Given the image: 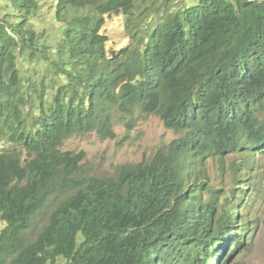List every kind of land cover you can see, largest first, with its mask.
Masks as SVG:
<instances>
[{
  "label": "trees",
  "instance_id": "16d2710c",
  "mask_svg": "<svg viewBox=\"0 0 264 264\" xmlns=\"http://www.w3.org/2000/svg\"><path fill=\"white\" fill-rule=\"evenodd\" d=\"M6 1L15 16L0 17V264H207L225 223L253 230L212 209L225 195L248 204L242 193L263 185L253 171L264 160V0L173 11L176 0H54L53 47L32 24L40 0ZM119 14L128 40L109 48L105 20ZM137 109L198 157L186 181L165 154L97 174L84 151L63 148L78 134L114 139ZM207 159L217 188L203 179Z\"/></svg>",
  "mask_w": 264,
  "mask_h": 264
},
{
  "label": "rangeland",
  "instance_id": "374dc122",
  "mask_svg": "<svg viewBox=\"0 0 264 264\" xmlns=\"http://www.w3.org/2000/svg\"><path fill=\"white\" fill-rule=\"evenodd\" d=\"M40 9L32 18V24L40 32L43 31L46 43L54 46L60 39L61 31L57 22L52 17L54 0H40ZM196 0H176L172 3L171 11L182 8ZM6 0H0V17L8 15L14 18L9 7L4 4ZM154 17L159 19V15ZM104 32L109 48H119L126 43L125 16L111 15L105 20ZM24 65V64H23ZM118 134L115 139H101L96 133L78 134L65 140L63 148L73 151H84L86 158L84 164L91 173H109L116 165L123 163L132 164L139 162L148 156L158 145L169 141L175 135L166 130L156 116H140L132 131L127 137H123L124 128L117 124L114 127ZM3 147L5 143L2 145ZM258 225L253 234L250 247L241 253L237 258L226 264H264V200L258 205ZM4 222L0 220V228ZM55 264H65V260L59 257Z\"/></svg>",
  "mask_w": 264,
  "mask_h": 264
},
{
  "label": "clouds",
  "instance_id": "9594fccd",
  "mask_svg": "<svg viewBox=\"0 0 264 264\" xmlns=\"http://www.w3.org/2000/svg\"><path fill=\"white\" fill-rule=\"evenodd\" d=\"M142 5H137L136 8H134L135 13L139 9H141ZM158 14L160 17L159 19H156L153 16V24L151 25L150 30L154 28L156 23L162 19L161 13H155ZM154 14V15H155ZM123 15V14H122ZM156 116L162 123L163 127L166 130H169L172 132L175 136L171 138L169 141L162 143L158 145L154 150L151 151V153L146 156L145 158H151L152 156L165 154L166 157L163 159V162L167 163L169 166H171L174 169H178L182 172L183 178L186 179V175L189 174V166L193 165L196 160H199L197 156L192 155L188 151L184 150L180 146H178L177 138L180 136L179 133L174 132L172 129L167 127L165 125V121L156 113H145L140 112L138 109L135 111L134 115L132 113V117L129 120V124L125 125V121L116 122L115 125L120 124L124 128V134L123 137H127L129 132L132 131L137 123V120L140 116ZM134 118V120H133ZM113 126V130L115 131ZM95 133V132H94ZM115 138L118 137L117 132L115 131ZM114 138V139H115ZM103 139V138H101ZM105 139V138H104ZM109 139V138H106ZM86 156V154H85ZM86 158V157H85ZM142 158V159H145ZM85 160V159H84ZM141 161V160H140ZM137 163V162H134ZM84 164V161H83ZM128 164V163H123ZM122 165V164H120ZM206 165V173L204 180H206L207 183L211 184L213 188H217L220 184L219 181H215L217 177H219V173L217 172L216 165L210 161L209 159L205 162ZM119 165H116L112 172L109 173H102V174H111L113 173L116 168ZM253 173L258 174L260 177H262L261 181L263 185H260V187H256L254 185V188H252L250 191L245 190L242 193V196L244 198H247L248 204L244 203L241 200H236L234 197L230 195L221 196L219 199L216 200L213 204V211H224L228 215H230L234 219L240 220L242 223L247 224L248 226H252L253 230H249L241 225H239L237 222L234 223H225L223 225V228L215 233H221L222 235H226V239L221 242V244L216 245L209 253V257L207 260V264H226L232 259L237 258L241 253L246 251L251 244V240L253 238V234L257 228L258 225V205L264 200V160H256V166L253 171ZM228 181V179L226 180ZM185 183V182H184ZM248 189V188H247ZM241 206L239 208V212H243L242 216L239 218L233 217V213L236 211L237 207ZM49 206L42 209L39 213L35 214L34 218L39 219L41 215H45L48 213ZM43 215V216H44ZM237 220V221H238ZM200 225L208 231L214 232L212 228L206 223V215L205 213L201 214L199 217ZM40 223V222H39ZM100 229H104V225L100 226ZM248 230L249 234H251L250 238L245 239V237L248 234H245V230ZM244 241L246 244H244ZM249 244V245H248ZM241 246H245L244 249L241 248Z\"/></svg>",
  "mask_w": 264,
  "mask_h": 264
}]
</instances>
